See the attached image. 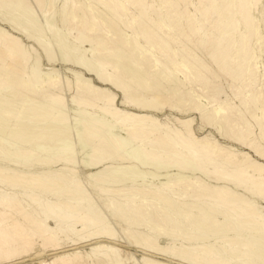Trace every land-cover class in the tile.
Instances as JSON below:
<instances>
[{
	"label": "rangeland",
	"instance_id": "374dc122",
	"mask_svg": "<svg viewBox=\"0 0 264 264\" xmlns=\"http://www.w3.org/2000/svg\"><path fill=\"white\" fill-rule=\"evenodd\" d=\"M65 1L0 0V51L12 37L28 58L23 76L0 53V164L52 162L47 176L104 214L115 235L109 264H215L209 257L218 253L225 264H245L247 254L264 261L254 249H264V0ZM224 107L225 131L217 122ZM130 110L152 118L134 122L138 139L127 134ZM153 193L174 209L150 205ZM104 197L151 212L119 224L105 215ZM236 211L263 218L250 224ZM63 243L37 258L63 264L78 254L76 263L104 264L93 242ZM230 250L243 256L229 258Z\"/></svg>",
	"mask_w": 264,
	"mask_h": 264
},
{
	"label": "bare ground",
	"instance_id": "6f19581e",
	"mask_svg": "<svg viewBox=\"0 0 264 264\" xmlns=\"http://www.w3.org/2000/svg\"><path fill=\"white\" fill-rule=\"evenodd\" d=\"M66 1L63 4V8L66 7ZM241 1L243 4L244 0H241ZM4 40H7V37L6 36H0V42H2ZM7 44H8V48H7L8 52L3 54L0 51V53L2 54L3 57H7L8 59H12V58L15 59L14 62L10 63V64H12L11 65L12 66V69H11L12 72L14 71L13 73H15V70H17L18 72L22 73L23 76L27 75V73H28V58H27L26 54L23 52L20 44L18 43V41L16 39H14L12 37L8 38ZM11 70H10V72H11ZM8 78H10V76ZM58 82L53 81V80L52 81L49 80L47 82V88L59 89ZM11 85L12 84L10 82L7 83L8 87H10ZM24 86H25V84H24ZM216 87H217V85H216ZM213 88H214V86H213ZM24 89L30 90V86L26 85L24 87ZM216 89H218V88H216ZM235 89H233L234 94L238 92V90L236 92ZM219 91H221V90H219ZM207 94L209 96L208 92H207ZM212 94H213V92H212ZM47 95H49V94H47ZM161 96H163V95H161ZM205 96L206 97H204V96L203 97L209 98L207 95H205ZM168 97H170V96H168ZM212 97H213V95H212ZM161 98L162 99H160V98L159 99L162 101H167L166 98H164V97H161ZM153 100L155 101V98ZM153 100H152V102H153ZM160 100L157 102H160ZM210 100H208V101H210ZM112 104H114V103H112ZM107 107H109V106H107ZM111 109H113V108H111ZM134 110H130L128 113H126L124 120H127L129 122L133 121V123H134L135 121H140V120L146 121V119H148V122H150L149 120L152 119L149 116L147 117V115L145 116V115L139 114V113L136 114V112ZM221 111H223L222 115L220 117H218L217 122L222 126L223 130L225 131L228 129V126L230 124L229 123L230 117H227L228 110L226 109V107H224V109ZM117 113H118V111L116 110L113 114H117ZM121 114H122V112H121ZM113 118H115V117L113 116ZM127 121H125V122H127ZM139 128L142 129V127L137 128L136 124L134 123L133 126H131L127 129L128 136L129 137L131 136L134 139L135 138L138 139L140 137V136H138L140 134L138 131ZM145 131H141V132H145ZM174 134H177V132ZM147 136H150V135H148V133H147ZM184 139H185V137L183 135H180L179 143L183 142ZM138 141H141V140L139 139ZM159 141L160 140L158 138L155 139L154 145L156 147H161ZM188 142H190V141L188 140ZM190 144H192V143H190ZM154 145H153V147H154ZM165 146H167V145H165ZM157 149L158 148H156V150ZM166 149L169 150L171 148L166 147ZM218 149H220V148H218ZM150 150H152V149H150ZM169 151H171V150H169ZM226 152H227V150H226ZM134 158L135 157H132V159H134ZM10 162L11 163L0 164V261L4 260L7 263H13L16 261L23 260V261H25V263L27 261H30V262H35L34 264H45V261L40 260L41 257L37 258L38 257V251L37 250L38 249L39 250L50 249L49 251L62 250L63 249L62 246L64 245L63 242H64V240H66L67 243H68V241L70 242V244H71L70 247L78 246L80 243L79 244L76 243L77 241H80L81 243H92L93 242L92 246L95 245L97 249H103L106 251L104 254L101 255V257H100L101 261L100 262H102L104 264H109V261L111 259L109 253H115L116 250L114 249V247L112 245H110L111 243L109 244L108 242H110L112 240V238H114L115 235L107 227V225H106L107 223L104 220L105 219L104 214H101V211H97L95 209L94 205L91 203L87 202L88 205H86V206H83L81 204L82 202H80L81 201L80 196L83 194V192L77 190L76 187L70 188L68 190L67 189L62 190L61 186H63L62 185L63 183L60 182L59 179H57V181H55L54 179L48 177L47 175H50L51 173H48L49 171L47 172V171H45V169L50 170L51 166L54 165L52 162L42 161V163H37V164H33V165L32 164L26 165L25 162H17V161H10ZM24 165H25V169H23ZM8 166L13 167V168H7ZM95 175L96 174H93L92 177H96ZM119 181H121V180H118L117 182H119ZM10 192L22 194L21 196L24 197L27 201L19 199L18 196L11 194ZM228 193H230V192H228ZM50 194L53 195L51 198L48 197V195H50ZM56 196H58V197L56 198ZM61 197H64V198H61ZM78 197H79V199L76 200V198H78ZM87 197H89V196H87ZM152 197H153V199H152V202L150 205L155 204V206L159 207L160 204H164V205H167L168 208H170L172 210L174 209V204L170 203L165 196H162L161 194H154L153 193ZM130 198H133V197H130ZM103 199H105V197L102 198V200ZM243 199H244V197H243ZM156 200H158V201H156ZM103 201H104V205L102 207H104V209H105L104 210L105 215L106 214H107V216L109 215L114 220H116V222H118L119 224L127 225L130 223V219H132L133 221H136L137 220L136 216L138 214L148 215V213L151 212L147 208L148 206L143 207V206H139V205L137 206V204H133V205H126L125 204V205H123L124 209H120L115 204V202L111 199L107 198L106 200H103ZM154 202H157L158 204L154 203ZM124 210L126 213H124ZM126 214L128 217H130V219L126 218ZM184 214L186 215V214H188V212H184ZM235 215L238 218H241L244 222L250 221V224H251V222L258 223V221H260V219L263 218L259 215H256L255 213L248 214L249 216L247 215L248 217L244 218V216L243 217L240 216L241 214L238 211L235 212ZM17 216L20 217V219H22V221L24 223H27V225L29 227L25 226L24 223H20L16 219ZM203 220H204V221H202L203 223H207V221L205 219H203ZM168 223L170 225H172V227L174 226L172 219H170L168 221ZM179 227H180V225L177 227L174 226V228H173V234L176 236L180 235L179 234V232H180ZM241 228L243 229V227H241ZM239 230H241V229H239ZM166 231H168V230L166 229ZM169 232H172V231H169ZM167 235H169V234H167ZM73 237H76L77 240L74 241L75 238H73ZM148 240L150 241V239H148ZM154 243L152 245L148 242L146 244V248H148L150 250L154 249ZM254 245H255L254 249L257 252V256L262 257L261 255L264 254V249H262L256 243H254ZM156 246H159V245H156ZM202 247H205V246H202ZM156 248L158 249V247H156ZM165 248H166V246H165ZM174 250H176V252H177V249H174ZM183 251H186V250H183ZM172 252H174V251H172ZM238 254H240V256L241 255L243 256V252L239 253L238 251L230 250L227 257L234 259ZM244 255H245V253H244ZM249 255L248 254L246 255L248 257H247V261L245 262V264H260L259 262H261V264H264L263 260H260L259 258L255 257V256H251V255L249 256ZM193 256H194V254H193ZM195 256L197 257V255H195ZM212 256L213 257H209V259L212 263H215V264H225L226 263V259L222 258V256H219V253H218V255L215 254ZM196 257H194V258H196ZM206 258H208V257L206 255L202 254L201 256H198L195 259V262L196 263H203L206 260ZM78 259H79V255L76 254L73 256L72 259H68V260L63 259V260H60V262L63 264H79L78 262L76 263V261H78ZM144 262L147 264H151V262L147 259H144ZM46 264H49V263H46Z\"/></svg>",
	"mask_w": 264,
	"mask_h": 264
}]
</instances>
